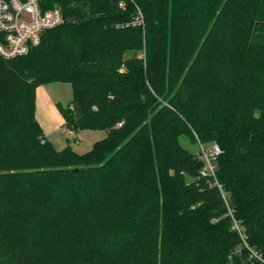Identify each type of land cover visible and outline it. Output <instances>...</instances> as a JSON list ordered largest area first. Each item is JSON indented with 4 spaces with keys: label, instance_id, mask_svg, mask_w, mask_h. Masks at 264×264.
Returning <instances> with one entry per match:
<instances>
[{
    "label": "trees",
    "instance_id": "16d2710c",
    "mask_svg": "<svg viewBox=\"0 0 264 264\" xmlns=\"http://www.w3.org/2000/svg\"><path fill=\"white\" fill-rule=\"evenodd\" d=\"M48 2L64 23L0 55V264H264V0ZM52 83L90 151L48 139Z\"/></svg>",
    "mask_w": 264,
    "mask_h": 264
},
{
    "label": "built area",
    "instance_id": "2783aa9c",
    "mask_svg": "<svg viewBox=\"0 0 264 264\" xmlns=\"http://www.w3.org/2000/svg\"><path fill=\"white\" fill-rule=\"evenodd\" d=\"M64 21L62 9L49 6L48 0H0V55L10 59L28 54L41 44L47 31ZM200 147L205 171L215 176L213 161L222 153L221 148ZM254 255L263 261L257 253Z\"/></svg>",
    "mask_w": 264,
    "mask_h": 264
},
{
    "label": "rangeland",
    "instance_id": "374dc122",
    "mask_svg": "<svg viewBox=\"0 0 264 264\" xmlns=\"http://www.w3.org/2000/svg\"><path fill=\"white\" fill-rule=\"evenodd\" d=\"M38 102L40 106V122L44 131L49 134V140H51L58 150H62L67 146H71L72 149L78 153H85L94 147L95 143L99 140H103L107 136V132L104 130H86L83 131L79 140H77L76 133H71L68 129L61 124L60 125V115L56 114L57 120H49L47 116H44L45 108L43 103L47 104L48 101L54 103L61 102L63 105L67 106L73 100V88L70 83H52L41 85L37 91ZM55 111V110H54ZM57 113V112H56ZM181 142L188 150L194 153L201 152L198 144L191 142L188 138H181Z\"/></svg>",
    "mask_w": 264,
    "mask_h": 264
},
{
    "label": "crops",
    "instance_id": "0c3cea01",
    "mask_svg": "<svg viewBox=\"0 0 264 264\" xmlns=\"http://www.w3.org/2000/svg\"><path fill=\"white\" fill-rule=\"evenodd\" d=\"M38 91V90H37ZM43 107L45 108V111L46 112H44V116H47L48 117V119L49 120H51V121H55V120H57L58 119V117H57V115L56 114H59L60 115V125L61 124H63L64 125V123H65V121H64V118L62 117V115L60 114V112H59V110H58V108H57V106H56V103H54V102H52V101H48L47 102V104H45V103H43ZM55 110V111H54ZM57 112V113H56ZM40 106H39V102H38V95H37V108H36V116L38 117V119L41 121V119L42 118H40ZM44 130H45V128H44ZM83 131H81V132H79V133H77L76 135H77V140H79L80 138H79V136H80V134L82 133ZM45 133H46V131H45ZM72 133V132H71ZM47 134H49L48 132L46 133V135ZM47 137H48V135H47ZM48 139H49V137H48ZM100 141V140H99ZM98 142V141H97ZM92 149V148H91ZM90 149V150H91ZM90 150H88V151H90ZM87 151V152H88ZM86 153V152H85ZM81 154H83V153H81Z\"/></svg>",
    "mask_w": 264,
    "mask_h": 264
}]
</instances>
